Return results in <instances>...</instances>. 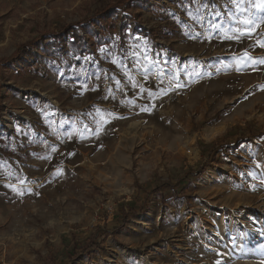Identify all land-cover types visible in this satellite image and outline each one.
<instances>
[{
  "label": "rangeland",
  "instance_id": "374dc122",
  "mask_svg": "<svg viewBox=\"0 0 264 264\" xmlns=\"http://www.w3.org/2000/svg\"><path fill=\"white\" fill-rule=\"evenodd\" d=\"M126 1L0 0V264H264L256 0Z\"/></svg>",
  "mask_w": 264,
  "mask_h": 264
},
{
  "label": "trees",
  "instance_id": "16d2710c",
  "mask_svg": "<svg viewBox=\"0 0 264 264\" xmlns=\"http://www.w3.org/2000/svg\"><path fill=\"white\" fill-rule=\"evenodd\" d=\"M133 0H127L126 2H130ZM121 4L120 1H115L114 3H109L106 5H102L95 11V20H104V18L108 14H113L117 12V6ZM78 27H75L73 24L63 25L59 28V31L50 32L44 35L43 39L52 38V40L47 43V47L51 46L59 52H65L69 49L73 52H81V51H90L99 45L106 43L107 39L102 38L100 31L92 32L89 27L90 25H82V22L77 23ZM93 26V24H92ZM87 32V35H84L83 32ZM146 35H150V31L148 28H142L140 31ZM67 34V39L65 40L64 37ZM25 46V47H24ZM23 50L25 54L29 55L30 57H35V49L33 47H27L23 45ZM248 137L246 135H240L237 141L238 146H241L243 143L247 141ZM133 208V207H131ZM127 217L122 220V223L119 226L124 225L127 222ZM93 243V242H92Z\"/></svg>",
  "mask_w": 264,
  "mask_h": 264
},
{
  "label": "snow or ice",
  "instance_id": "6c2138e0",
  "mask_svg": "<svg viewBox=\"0 0 264 264\" xmlns=\"http://www.w3.org/2000/svg\"><path fill=\"white\" fill-rule=\"evenodd\" d=\"M232 2L233 3H236V6L237 7H240L239 3H237V0H232ZM252 7L254 9H256L257 12L261 13V15L260 16H257V17H253L252 19H245L243 21V23L245 25H254L257 20L259 21V23H264V0H256V2L252 4ZM241 11H246V9H241ZM244 34L245 35H250L251 32L250 31H245ZM257 43L261 47H264V43H261L259 40L257 41ZM246 55H247V53H246ZM260 63L261 64H264V59L260 60ZM237 70L239 71L240 69H237Z\"/></svg>",
  "mask_w": 264,
  "mask_h": 264
}]
</instances>
